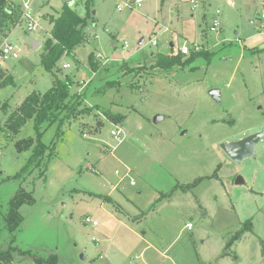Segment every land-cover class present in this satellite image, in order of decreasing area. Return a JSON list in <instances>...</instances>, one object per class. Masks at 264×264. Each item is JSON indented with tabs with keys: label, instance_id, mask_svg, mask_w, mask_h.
Instances as JSON below:
<instances>
[{
	"label": "rangeland",
	"instance_id": "obj_1",
	"mask_svg": "<svg viewBox=\"0 0 264 264\" xmlns=\"http://www.w3.org/2000/svg\"><path fill=\"white\" fill-rule=\"evenodd\" d=\"M14 1L20 9L26 1L38 7L43 27L29 30L19 19L9 37L19 56L2 67L0 83L8 76L14 82L0 85V246L9 241L8 204L24 188L34 201L19 208L15 245L35 256L57 254L59 264H264L256 238H264V137L241 164L221 147L264 131L262 0H197V6L144 0L130 7L125 0ZM65 4L87 16L89 41L78 60L65 54L49 70L42 62L49 19ZM215 19L221 25L211 31ZM175 33L189 39L174 40ZM32 37L41 40L37 49ZM182 46L214 54L183 67H156L161 53L186 59L191 52L183 54ZM91 55L100 66L96 73ZM53 73L74 78L80 111L58 132L56 124H44L38 137L31 119L13 133L11 113L33 91L49 90ZM108 81L115 86L104 90ZM212 88L220 89L219 100ZM107 111L125 119L114 123ZM39 138L47 146L45 161L53 148L51 159L24 180L13 178ZM25 139L31 147L20 150ZM238 176L243 183H236ZM87 215L99 225L86 223ZM246 222L253 230L240 234ZM168 247L170 259H164L160 250ZM32 255L17 254L15 264H35Z\"/></svg>",
	"mask_w": 264,
	"mask_h": 264
},
{
	"label": "trees",
	"instance_id": "obj_2",
	"mask_svg": "<svg viewBox=\"0 0 264 264\" xmlns=\"http://www.w3.org/2000/svg\"><path fill=\"white\" fill-rule=\"evenodd\" d=\"M90 0L86 1L87 6ZM91 11L88 7V15ZM20 8L12 0H0V34H7L18 23L20 19ZM50 22L53 24L50 31V37L46 39L43 47L42 62L46 69L52 70L53 66L63 57V55H73L77 47L86 42L85 28L88 25L87 16L80 15L73 7L65 4L60 14L57 17H51ZM214 54L208 49H201L193 51L184 59L181 54H159L156 67L161 69H170L175 66L183 67L195 61L199 56H204L209 59ZM92 70L98 71L99 64L94 61L91 55L90 59ZM133 69V68H132ZM132 72V71H131ZM54 80L52 87L45 93L33 91L30 93L18 108L11 113L8 118V127L13 133H18L23 125L29 120L34 119L35 129L38 137L42 134L41 128L44 124L48 126L56 124L57 132L61 126L74 115L80 111L79 104L81 96L72 91L74 85V78L66 75L64 78L59 77L53 73ZM4 75L3 69H0V78ZM12 76L1 81L0 85L5 86L13 83ZM114 81L106 82L104 90L115 86ZM79 109V110H78ZM105 115L114 123H122L125 119L123 114H115L112 112H105ZM31 140H22L18 142L17 146L21 150L24 147H31ZM51 148V147H50ZM47 146L38 139V143L32 150L26 165L22 170L13 176V178H22L23 180L32 173L35 169H39L48 163L53 155L52 151L49 153L45 161ZM51 156V157H50ZM44 174V172H43ZM110 199V197H105ZM160 199H158L159 201ZM34 197L31 192L20 188L17 193L10 200L7 211L4 215V227L8 232L9 241L6 247L0 246V264H15L17 262L16 255L31 256L30 249H22L15 245L17 239L16 232L19 231L23 217L19 212V208L23 203H33ZM247 228L239 230L242 234L245 230L252 232V225L249 222L245 223ZM230 244V243H229ZM261 252L264 257V240H260ZM35 264H59V256L57 254H49L48 256L32 255Z\"/></svg>",
	"mask_w": 264,
	"mask_h": 264
},
{
	"label": "built area",
	"instance_id": "obj_3",
	"mask_svg": "<svg viewBox=\"0 0 264 264\" xmlns=\"http://www.w3.org/2000/svg\"><path fill=\"white\" fill-rule=\"evenodd\" d=\"M143 1L144 0H125L123 2V4H124V6H130L131 3L140 4ZM192 2L195 3L196 0H192ZM117 8L119 10H122L123 6L121 4H118ZM21 11L22 12L20 15V20L25 23V25L27 26V28L29 30H35L38 27V20H37L35 14L33 13L32 9H31V5L28 1L24 2ZM217 13H220V11L217 10ZM219 26H220L219 19H215L210 29H211V31H217ZM258 27L260 29V33H262L264 35V0H262V9H261V12H260L259 18H258ZM153 44H156V41H154ZM125 45H127V43H125ZM181 51L183 54H188V55L191 52V50L188 46H182ZM18 56H19L18 47L13 42L9 41L8 37H5L4 42L2 44H0V68L3 67L4 62H6L9 59L18 58ZM64 67H68V64H64ZM112 134L118 135V132L113 130ZM0 155H1V153H0ZM131 184H135V181H131ZM85 221H86V223H91L93 226L98 225V221L93 220L89 216L85 218ZM188 227L192 228V224H188Z\"/></svg>",
	"mask_w": 264,
	"mask_h": 264
},
{
	"label": "water",
	"instance_id": "obj_4",
	"mask_svg": "<svg viewBox=\"0 0 264 264\" xmlns=\"http://www.w3.org/2000/svg\"><path fill=\"white\" fill-rule=\"evenodd\" d=\"M33 49H37L41 43L34 39H30ZM210 94L217 100L220 99V90L219 88H212ZM264 137V131L253 133L247 135L239 140L225 142L221 144L222 149L225 153L235 162L241 164L246 159L252 158L256 154L257 146ZM244 182V179L241 176H238L236 179L237 184Z\"/></svg>",
	"mask_w": 264,
	"mask_h": 264
},
{
	"label": "crops",
	"instance_id": "obj_5",
	"mask_svg": "<svg viewBox=\"0 0 264 264\" xmlns=\"http://www.w3.org/2000/svg\"><path fill=\"white\" fill-rule=\"evenodd\" d=\"M12 1H14V0H12ZM15 2V1H14ZM27 2V1H26ZM229 2L232 4V5H234V3H235V1L234 0H229ZM16 3V2H15ZM191 3L192 4H194L195 6H197L196 4H197V0H196V2L194 3V2H192V0H191ZM133 3H131V5H132ZM137 4V3H136ZM16 5H18L17 3H16ZM31 5V4H30ZM122 6H123V4H121ZM130 5V6H131ZM129 6V7H130ZM54 8H55V6H53ZM125 7V6H124ZM194 7V6H193ZM31 9H32V7H31ZM38 9V7L34 10V9H32V11H33V13H35V11ZM22 9H20V12H22L21 11ZM56 11H54V15L56 14V12L57 11H59V10H57V9H55ZM220 11V10H219ZM59 14V13H58ZM58 14L57 15H55L54 17H57L58 16ZM217 14H219V13H217ZM37 18V17H36ZM50 18H51V16H50ZM37 20H38V18H37ZM254 22V21H253ZM41 23V22H40ZM20 23H18L17 25H19ZM49 24H50V28L52 29V26H53V24L50 22V19H49ZM160 25V23H158V25L157 26H159ZM221 25V24H220ZM41 26H42V23H41ZM41 26H39V21H38V27L39 28H42ZM37 27V28H38ZM51 29H50V31H51ZM14 34L15 32H14V28L10 31V32H8L7 34H3V38H5V37H8V39H9V37L11 36V34ZM2 35V34H1ZM180 35H183V37H185V39L184 40H187V39H189V37H187L184 33H175V34H173V36H172V38L175 40V39H177L178 38V36H180ZM264 36V35H263ZM34 39H37V38H35V37H33ZM172 38H170V39H172ZM40 43H41V40L40 39H37ZM9 41H10V39H9ZM89 40L87 39L86 40V42L85 43H87ZM154 41H156V44H154V45H158V41L157 40H153V43H154ZM84 43V44H85ZM125 43H127V42H125ZM2 44V43H1ZM172 44H173V42L171 43V46H172ZM82 46L83 45H81V46H79L76 50H75V53L73 54V56L75 57V59H79V58H77V56H75L76 55V53H77V51L80 49V48H82ZM127 46V45H126ZM163 52V51H162ZM165 53V52H164ZM154 54H156V53H153V55ZM16 59V58H15ZM64 64H68V67H64ZM63 64V68H69V63L67 62V63H64ZM99 71V70H98ZM98 71H95V73L96 72H98ZM94 72V71H93ZM220 90V89H219ZM221 93V92H220ZM220 96H221V94H220ZM118 171V172H117ZM116 173H119V170H116ZM130 184H131V182H130ZM131 185H135V184H131ZM91 217L90 215H87L86 217ZM93 220H96V219H94L93 218ZM98 221V220H97ZM98 225H99V222H98ZM250 225H252V224H250ZM193 227V226H192ZM189 228V227H188ZM189 229H191V228H189ZM252 229H253V226H252ZM249 233H250V231H248ZM251 234V233H250ZM256 238H257V240H258V242H259V245H260V240H264V238H262L261 236H256ZM171 246V245H170ZM169 246V247H170ZM166 248V249H161L160 251V255L162 256V257H164V259H170V258H167V256H168V253H166V252H168V250L170 249V248ZM27 249H29V248H27ZM158 249H160V248H158ZM260 251H261V245H260ZM262 253V252H261ZM263 256V255H262ZM60 259V258H59ZM263 259H264V257H263ZM162 260H163V258H162ZM161 260V261H162ZM160 261V262H161ZM164 261V260H163Z\"/></svg>",
	"mask_w": 264,
	"mask_h": 264
}]
</instances>
